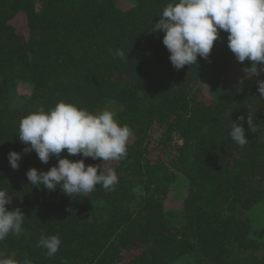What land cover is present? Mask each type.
<instances>
[{"label": "trees", "instance_id": "obj_1", "mask_svg": "<svg viewBox=\"0 0 264 264\" xmlns=\"http://www.w3.org/2000/svg\"><path fill=\"white\" fill-rule=\"evenodd\" d=\"M170 2L0 0V189L25 215L0 253L19 264H264V73L244 79L251 62L223 31L208 59L177 71L152 31ZM61 101L130 128L125 158L85 160L115 170L114 190L71 198L29 184L28 169L57 159L24 154L19 122ZM248 112L257 132L245 119L241 147L229 131ZM10 151L22 153L18 170ZM41 235L59 236L55 256L37 247Z\"/></svg>", "mask_w": 264, "mask_h": 264}, {"label": "clouds", "instance_id": "obj_2", "mask_svg": "<svg viewBox=\"0 0 264 264\" xmlns=\"http://www.w3.org/2000/svg\"><path fill=\"white\" fill-rule=\"evenodd\" d=\"M152 31L163 33L162 43L170 53L171 65L177 70L198 63V57L208 59L220 32L227 33V47L236 60L243 64L250 61L242 71L244 79L259 78L264 73V0H172L158 14ZM121 59L125 53L117 49ZM258 96L264 99V79H257ZM257 132L254 113L241 115L233 121L229 135L237 145L249 143L244 128ZM131 130L121 125L108 110L90 112L72 103L58 102L45 111L43 107L26 115L19 122V141L26 145L23 153L35 152L43 164L55 157L57 163L47 171L30 168L26 178L33 187L61 192L72 198L84 197L101 186L106 191L114 190L118 177L114 169L100 165L85 164L87 158L101 160L104 164L126 157ZM66 150L67 155L61 156ZM81 156L71 160L68 157ZM22 153L10 151L8 161L13 170H18ZM13 199L0 189V241L9 234H20L25 215L19 208L9 210ZM58 235H41L37 247L47 250L49 257L59 251ZM0 264H19L15 255L0 253ZM23 264H31L24 258Z\"/></svg>", "mask_w": 264, "mask_h": 264}, {"label": "rangeland", "instance_id": "obj_3", "mask_svg": "<svg viewBox=\"0 0 264 264\" xmlns=\"http://www.w3.org/2000/svg\"><path fill=\"white\" fill-rule=\"evenodd\" d=\"M25 89V87L24 86H20V90H24Z\"/></svg>", "mask_w": 264, "mask_h": 264}]
</instances>
